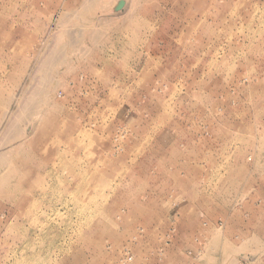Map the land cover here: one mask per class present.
Returning a JSON list of instances; mask_svg holds the SVG:
<instances>
[{
    "label": "rangeland",
    "instance_id": "1",
    "mask_svg": "<svg viewBox=\"0 0 264 264\" xmlns=\"http://www.w3.org/2000/svg\"><path fill=\"white\" fill-rule=\"evenodd\" d=\"M116 1L0 0V264H264V0Z\"/></svg>",
    "mask_w": 264,
    "mask_h": 264
},
{
    "label": "bare ground",
    "instance_id": "2",
    "mask_svg": "<svg viewBox=\"0 0 264 264\" xmlns=\"http://www.w3.org/2000/svg\"><path fill=\"white\" fill-rule=\"evenodd\" d=\"M86 1H88V0H86ZM126 1V0H125ZM83 2V1H82ZM117 3H116V5H115V7L118 9H120L122 6H124V4L126 3V2H124L123 0H117L116 1ZM97 5V4H96ZM80 6V5H79ZM98 6V5H97ZM90 7V6H89ZM99 7V6H98ZM126 7V6H125ZM81 8H82V6H81ZM85 8V7H84ZM91 8V7H90ZM94 9H97V8H94ZM102 9V8H101ZM83 10V9H82ZM98 10V9H97ZM103 10V9H102ZM131 10V9H130ZM129 10V11H130ZM79 11V10H78ZM85 11V10H84ZM79 12H81V11H79ZM78 12V13H79ZM77 13V12H76ZM93 13V12H92ZM91 13V14H92ZM84 14V13H83ZM89 14H90V12H89ZM95 14V13H94ZM67 15V14H66ZM69 15V14H68ZM73 15H74V13H73ZM72 16V15H71ZM76 16H78V15H76ZM83 16H85V15H83ZM117 16V15H116ZM126 16V15H125ZM73 17V16H72ZM70 18V17H69ZM82 18V17H81ZM97 18V17H96ZM120 18V17H119ZM64 19V18H63ZM67 20V19H66ZM65 20V21H66ZM69 20V19H68ZM86 20H88V19H86ZM105 20V19H104ZM112 20V19H111ZM64 21V20H63ZM72 21V20H71ZM74 21V20H73ZM100 21H102V18L100 19ZM70 22V21H69ZM89 22V21H88ZM103 22V21H102ZM110 22V21H109ZM97 23V22H96ZM77 24V23H76ZM92 24V23H91ZM100 24V23H99ZM58 25V24H57ZM69 25V24H68ZM87 30V29H86ZM80 35V34H79ZM61 37H59V39H60ZM87 49V48H86ZM54 50H55V48H54ZM53 50V51H54ZM47 52V51H46ZM59 52V51H58ZM62 52V51H61ZM49 53V52H48ZM54 53V52H53ZM52 53V54H53ZM55 54V53H54ZM58 54V53H57ZM45 55V54H44ZM59 55V54H58ZM55 56V55H54ZM64 56V55H63ZM59 57V56H58ZM49 58V57H48ZM52 60V59H51ZM39 63V62H38ZM41 64V63H40ZM46 67V66H45ZM35 68V67H34ZM44 70H46V68L44 69ZM45 73V72H44ZM41 75V74H40ZM42 78V77H41ZM42 79H44V78H42ZM40 84V83H39ZM34 86V85H33ZM36 88V87H35ZM32 105H33V103H32ZM23 107V106H22ZM30 108H31V106H30ZM33 108V107H32ZM18 109V108H17ZM21 109H23V108H21ZM24 110V109H23ZM24 111H26V110H24ZM22 113V112H21ZM17 114H18V112H17ZM23 114V113H22ZM19 115V114H18ZM20 117V116H19ZM16 120V119H15ZM17 122V121H16ZM19 149V148H18ZM216 236V235H215ZM216 237H218V236H216ZM249 239V238H248ZM250 242H248V244H249ZM261 244V243H260ZM244 247V246H243ZM223 248V247H222ZM225 250V249H224ZM240 251V250H239Z\"/></svg>",
    "mask_w": 264,
    "mask_h": 264
},
{
    "label": "crops",
    "instance_id": "3",
    "mask_svg": "<svg viewBox=\"0 0 264 264\" xmlns=\"http://www.w3.org/2000/svg\"><path fill=\"white\" fill-rule=\"evenodd\" d=\"M205 251H206V250H205ZM206 253H207V252H205V254H204V255L206 256V257L204 256V257H205V262H204V264L208 261V258H207ZM210 264H211V263H210ZM212 264H226V263H225V262H222V261H220V260H218V261H216V263H212Z\"/></svg>",
    "mask_w": 264,
    "mask_h": 264
}]
</instances>
